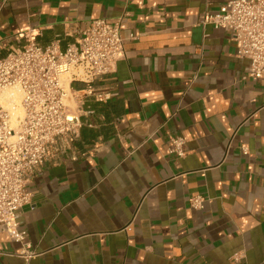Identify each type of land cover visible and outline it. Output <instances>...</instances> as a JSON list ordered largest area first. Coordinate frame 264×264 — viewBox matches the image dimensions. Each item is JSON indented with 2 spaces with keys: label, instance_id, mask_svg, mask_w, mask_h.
<instances>
[{
  "label": "crops",
  "instance_id": "crops-1",
  "mask_svg": "<svg viewBox=\"0 0 264 264\" xmlns=\"http://www.w3.org/2000/svg\"><path fill=\"white\" fill-rule=\"evenodd\" d=\"M227 1L0 0V55L21 33L46 43L94 18L122 19L125 38L95 82L115 94L26 185L32 264H264V83L230 31L201 21ZM18 248L0 233V264H26Z\"/></svg>",
  "mask_w": 264,
  "mask_h": 264
},
{
  "label": "built area",
  "instance_id": "built-area-1",
  "mask_svg": "<svg viewBox=\"0 0 264 264\" xmlns=\"http://www.w3.org/2000/svg\"><path fill=\"white\" fill-rule=\"evenodd\" d=\"M201 21L230 31L237 56L249 62L247 76L264 83V0H229ZM121 22L94 18L46 43L28 31L0 55V233L19 244L16 254L26 264L39 254L20 228L21 210L31 202L26 185L51 159L73 149L84 125H93L87 119L96 114L91 103L115 94L95 82L111 76L126 55ZM183 145L182 137L172 139L178 156L185 155ZM204 201L196 195L191 205L200 208ZM231 258L244 264L242 252Z\"/></svg>",
  "mask_w": 264,
  "mask_h": 264
},
{
  "label": "rangeland",
  "instance_id": "rangeland-1",
  "mask_svg": "<svg viewBox=\"0 0 264 264\" xmlns=\"http://www.w3.org/2000/svg\"><path fill=\"white\" fill-rule=\"evenodd\" d=\"M10 91H12V90L8 89V91H6V93L3 94V97H4L6 102H7V99L9 98V94H10L9 92ZM13 92H14V95H15L16 99L19 100V92L16 89H13Z\"/></svg>",
  "mask_w": 264,
  "mask_h": 264
},
{
  "label": "trees",
  "instance_id": "trees-1",
  "mask_svg": "<svg viewBox=\"0 0 264 264\" xmlns=\"http://www.w3.org/2000/svg\"><path fill=\"white\" fill-rule=\"evenodd\" d=\"M74 86L76 87V83L74 84Z\"/></svg>",
  "mask_w": 264,
  "mask_h": 264
},
{
  "label": "bare ground",
  "instance_id": "bare-ground-1",
  "mask_svg": "<svg viewBox=\"0 0 264 264\" xmlns=\"http://www.w3.org/2000/svg\"><path fill=\"white\" fill-rule=\"evenodd\" d=\"M9 93H11V91Z\"/></svg>",
  "mask_w": 264,
  "mask_h": 264
}]
</instances>
